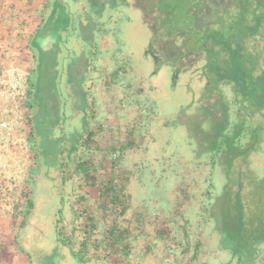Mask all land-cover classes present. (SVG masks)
<instances>
[{
  "label": "rangeland",
  "instance_id": "1",
  "mask_svg": "<svg viewBox=\"0 0 264 264\" xmlns=\"http://www.w3.org/2000/svg\"><path fill=\"white\" fill-rule=\"evenodd\" d=\"M185 1L2 0L0 121L7 129L0 130V264H77L56 227L69 231L76 184L111 159L128 177L115 182L136 184L133 205L169 231V238L154 237L143 225L131 241L132 264L225 262L222 233L225 226L236 230L240 213L248 235L258 232L250 216L253 210L264 217V116L228 100L226 138L220 132L226 103L202 104L216 95L202 98L200 69L177 70L155 47L197 69L204 53L186 26L233 24L236 32L240 22L249 29L246 54L264 72V0ZM142 12L169 37L155 46ZM98 108L104 117L108 109L101 122L94 120ZM238 133L241 142L230 144ZM212 155H229L228 170L218 175ZM80 231L73 234L76 249ZM254 264H264V249Z\"/></svg>",
  "mask_w": 264,
  "mask_h": 264
},
{
  "label": "trees",
  "instance_id": "2",
  "mask_svg": "<svg viewBox=\"0 0 264 264\" xmlns=\"http://www.w3.org/2000/svg\"><path fill=\"white\" fill-rule=\"evenodd\" d=\"M199 1L201 0L197 2L196 0H187L185 2L190 5L198 3ZM142 13L143 20L148 23L146 17H144V12ZM187 15L194 20L195 16L193 13L188 12ZM232 25L224 26L221 29H210L209 26H214L211 24H206L202 28H198L194 24L191 25V27L186 26L185 29L187 32L193 31L191 35L196 37V42L194 43L196 49L204 53L203 57L200 59V61L203 60V64L197 67V69L194 67L190 68L188 63H184L180 60L179 56H166L160 52L161 50L158 49V47H155L157 56L160 60H168L177 70L184 69V71L193 73L194 70L200 69L201 75L198 78L201 84H197L196 88L200 89L199 91L202 98L208 97L211 94L216 95L212 103L202 104L211 105L215 104L216 101L226 103V105H224L225 109H223L225 112L223 116L224 120L220 129V132L228 133L225 135L226 138L230 137L231 131V118L229 117L228 109H233V105L228 100L231 101L235 98V101L237 100L240 106H247L248 110L256 111L264 116V72H259L257 63L253 61L250 55L246 54L245 50V37L249 29L243 26V23L239 22V25H236L238 29L235 32L233 31L235 27ZM149 27L151 29L154 45L155 40H158V38L167 39L169 33H171L170 30L167 28L165 29V27L160 24L158 26L156 25V28L149 24ZM188 33L186 34L187 36ZM183 36H181V38ZM183 43L184 42L181 44L182 46ZM198 60L199 59L196 60V65L200 62ZM190 75L192 74H189V77ZM224 88H231L235 93L233 97L228 98L223 92ZM202 90H204V92ZM191 106L192 104L187 105L186 109L182 111V114L184 115L187 113V109ZM195 114L196 110L191 113L192 116H195ZM208 114L210 115L206 116V119H208L210 127L212 123L214 124L213 121L215 120L213 118L215 114L213 112V116L210 111ZM189 115L190 114H188V116ZM218 116L220 117L219 113ZM189 118L191 117L189 116L188 119ZM243 136L241 133L235 134L232 139L229 140V143H234L236 140L239 143ZM211 151L213 150L211 149ZM212 157L214 158L213 166L219 167L221 170H215L218 175L221 172L223 173V168L225 171L228 170L226 169L227 165L231 163L229 155H225L224 158L220 157L218 160L215 159L214 155H212ZM236 158L237 157L234 156L233 160ZM221 159L223 163H221ZM115 162V159H111L109 165H106L101 171H89L87 173L89 174L88 178L83 177L84 184L96 185L99 187V192L102 196V200L96 205V208L103 212V220L106 226L103 238L98 239L91 237L88 230L86 228V230H84L83 228L80 236L81 239L78 241L79 247L76 249L73 248L75 244V240L73 241V234L76 232V228L73 227L67 231V229L63 227H56L58 238L65 246L69 247L70 252L78 261H86L89 258L95 257L99 259L102 258L109 264H127V258L131 248L132 224L142 221L144 215L142 210L139 211L137 209L139 206H135L132 203L131 195L127 187L130 181L127 183L122 179H117L118 182H115L116 177L123 178L124 176L117 172V165ZM124 177H126V175ZM240 214L241 221L235 231H233L234 226H232L231 229L229 226H225L224 228L222 234L225 240H222L219 246V256L225 255L228 256V259L220 264H254L260 250L264 249V222L262 221L264 217L261 216L262 214H255L253 210L251 211V220H256L255 223L251 225L252 231L253 229L258 231V234L252 233V235H248L250 233L248 231L250 226H247L246 222H244V213ZM249 215L250 213L248 216ZM257 222L258 224H256ZM90 225L89 222L88 226ZM165 235L166 236L163 238H169L167 233H165ZM246 235L248 236L246 237ZM201 247H204L203 244ZM201 255L205 256L203 252H200V256Z\"/></svg>",
  "mask_w": 264,
  "mask_h": 264
},
{
  "label": "crops",
  "instance_id": "3",
  "mask_svg": "<svg viewBox=\"0 0 264 264\" xmlns=\"http://www.w3.org/2000/svg\"><path fill=\"white\" fill-rule=\"evenodd\" d=\"M2 2V0H0V3ZM9 14V13H8ZM100 108H98L96 114L98 117H94L95 121L98 120H102L103 118H108L107 116V111L108 109H105V117L104 114L99 112ZM102 111V110H101ZM118 116V114H117ZM101 122V121H98ZM104 123L108 124L110 123L111 125H113L114 123L112 121H110L109 119H104ZM115 124H119L116 123ZM100 171V170H99ZM136 186L135 183H133L132 181H130V183L127 185L128 190L130 192L131 195V200H132V187ZM76 194L71 197L70 196V202H74L73 204H75V211L74 214L72 216V222L73 225L71 228L76 227L77 230H80V235L82 234L83 228L84 230H88V233L90 234L91 237H95V238H103L104 234H105V227L104 229H98V225L103 224L104 220H103V212L98 210L96 208V205L100 202V200H102V196L101 193L99 192V187H97L96 185H89V184H82V183H77L75 186V191ZM148 218H144L142 221L139 222H135L132 227V231H131V241L132 239H134L136 236L138 235V233L142 230V226L143 225H148L152 228V233L154 235V237H164L166 236L165 233H167V235H169V231L167 230V227L165 226L164 223H162V221H160L161 223H159L158 225L160 226L159 228L156 227V223L157 221H155V223H151V219ZM90 222V226H88ZM123 223V222H122ZM105 224V223H104ZM154 224V225H153ZM86 225V226H85ZM61 227L65 228L64 225H61ZM86 228V229H85ZM67 229V228H66ZM76 230V232H77ZM57 244L60 245L59 242H57ZM62 245V244H61ZM59 248H62L63 250L66 248L65 246ZM132 246L130 248V252L127 258V264H132L131 261V254L133 252L132 250ZM66 250V249H65ZM75 261H77V264H109L106 260H103L102 258H89L86 261H78L77 258H75Z\"/></svg>",
  "mask_w": 264,
  "mask_h": 264
},
{
  "label": "built area",
  "instance_id": "4",
  "mask_svg": "<svg viewBox=\"0 0 264 264\" xmlns=\"http://www.w3.org/2000/svg\"><path fill=\"white\" fill-rule=\"evenodd\" d=\"M7 129V123L4 121H0V130H6ZM0 167H4V164L1 162V155H0Z\"/></svg>",
  "mask_w": 264,
  "mask_h": 264
}]
</instances>
